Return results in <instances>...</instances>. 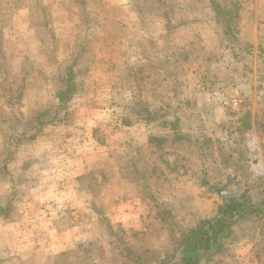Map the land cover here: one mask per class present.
Masks as SVG:
<instances>
[{
	"label": "rangeland",
	"instance_id": "obj_1",
	"mask_svg": "<svg viewBox=\"0 0 264 264\" xmlns=\"http://www.w3.org/2000/svg\"><path fill=\"white\" fill-rule=\"evenodd\" d=\"M234 10L0 0V264H160L243 192L201 264H264V0Z\"/></svg>",
	"mask_w": 264,
	"mask_h": 264
},
{
	"label": "trees",
	"instance_id": "obj_2",
	"mask_svg": "<svg viewBox=\"0 0 264 264\" xmlns=\"http://www.w3.org/2000/svg\"><path fill=\"white\" fill-rule=\"evenodd\" d=\"M237 1L233 0L230 5H224L220 0H208L210 9L221 15L220 21L229 31L232 30L233 22L228 16L231 17V14L235 12ZM2 41L0 39V43ZM0 56L4 61L3 51H0ZM11 72L13 73V71ZM11 72H7V75H12ZM71 72V76L67 80L69 86L74 84L75 72ZM223 200V204L220 205L213 217L201 220L195 228L183 236L179 253L170 256L160 264H201L203 260L212 256L219 249L220 241L229 235L236 222L257 212L256 205L250 202L244 192L223 198Z\"/></svg>",
	"mask_w": 264,
	"mask_h": 264
},
{
	"label": "built area",
	"instance_id": "obj_3",
	"mask_svg": "<svg viewBox=\"0 0 264 264\" xmlns=\"http://www.w3.org/2000/svg\"><path fill=\"white\" fill-rule=\"evenodd\" d=\"M253 143H254V142H253ZM254 172H255V173H256V172L258 173V170H255Z\"/></svg>",
	"mask_w": 264,
	"mask_h": 264
}]
</instances>
